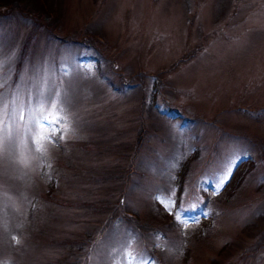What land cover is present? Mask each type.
Wrapping results in <instances>:
<instances>
[{
  "label": "rangeland",
  "instance_id": "obj_1",
  "mask_svg": "<svg viewBox=\"0 0 264 264\" xmlns=\"http://www.w3.org/2000/svg\"><path fill=\"white\" fill-rule=\"evenodd\" d=\"M64 1L0 4V264H264V0Z\"/></svg>",
  "mask_w": 264,
  "mask_h": 264
},
{
  "label": "trees",
  "instance_id": "obj_2",
  "mask_svg": "<svg viewBox=\"0 0 264 264\" xmlns=\"http://www.w3.org/2000/svg\"><path fill=\"white\" fill-rule=\"evenodd\" d=\"M23 1L25 3L23 5L21 3H18V5H17L16 0H0V4H4V5L11 4L12 6L9 8L11 11L18 10V11H21V13L24 12V13L31 14L32 19L34 20V21H31L33 23V25H35L36 27H41L43 30L46 29L47 31L52 33V36L54 38L58 37V35L55 34L54 31H56L57 27L59 26V23H61L62 18H64V15L66 12V6L64 4L65 1L64 0H21V2H23ZM42 14H43L44 18L41 16ZM30 35H28L30 38L27 40V43H26L27 45H28L29 41L32 39V37ZM76 42L78 44L82 43L79 40H76ZM138 85L139 84L137 83V86ZM134 86L135 85H132L130 83V85H128V88L129 89L134 88ZM111 87H112V89H114L113 86H111ZM249 137H248V139L250 141L252 140V142H254V143L258 140L257 136H256V138H255V136H249ZM45 200L48 201V198H45ZM132 213H134V212L132 211ZM78 243H80V242L78 241ZM146 250H147V248H146ZM147 255L149 257H155L158 260V258L160 256H162L163 254L160 250L157 251V250H154V249L151 250L150 248H148ZM211 260L213 262H215V260H213V259H211ZM238 260H237V263H238ZM231 264H234V263L232 262Z\"/></svg>",
  "mask_w": 264,
  "mask_h": 264
},
{
  "label": "snow or ice",
  "instance_id": "obj_3",
  "mask_svg": "<svg viewBox=\"0 0 264 264\" xmlns=\"http://www.w3.org/2000/svg\"><path fill=\"white\" fill-rule=\"evenodd\" d=\"M67 119H68L67 115L66 113H64V109L62 106L58 107L55 103H50L49 108L47 110H45L43 107L41 108V115L37 122L38 123H43L45 121L47 122L46 124L43 125L44 127H47L50 129V133L47 135V139L50 142H56V133L58 131L60 132L68 131ZM62 121L64 122L63 124L61 123ZM59 139H63V135H61ZM38 151H41L46 154V149L40 148L38 149ZM231 166H232V161H229L227 163V166L224 169V172L218 178V181L215 187L218 188V187L223 186V183L226 182L224 177L230 175ZM157 199H160L161 203L165 204L166 210L168 209L169 204L165 203V200H169L171 203V206L173 207L175 206V200L172 199L171 197L161 199L160 196L158 195ZM186 211H188V209H183L181 206V208H177L176 215H175V220L177 222L183 223L185 226H187V224L189 223L188 219L185 218V215H184ZM191 222H198L197 218L193 217ZM129 255H131V253H129ZM133 259H135V257H133ZM140 264H154V262L151 260L141 261Z\"/></svg>",
  "mask_w": 264,
  "mask_h": 264
}]
</instances>
